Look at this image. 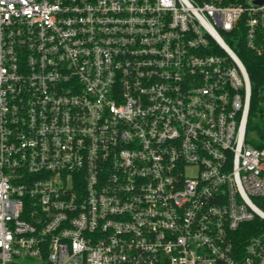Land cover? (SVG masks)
<instances>
[{
    "label": "built area",
    "instance_id": "2783aa9c",
    "mask_svg": "<svg viewBox=\"0 0 264 264\" xmlns=\"http://www.w3.org/2000/svg\"><path fill=\"white\" fill-rule=\"evenodd\" d=\"M264 0H0V264H264Z\"/></svg>",
    "mask_w": 264,
    "mask_h": 264
},
{
    "label": "trees",
    "instance_id": "16d2710c",
    "mask_svg": "<svg viewBox=\"0 0 264 264\" xmlns=\"http://www.w3.org/2000/svg\"><path fill=\"white\" fill-rule=\"evenodd\" d=\"M238 51L246 63L251 77L253 88L251 117L254 119L260 115L262 110L261 99L264 98V57L256 56L242 45Z\"/></svg>",
    "mask_w": 264,
    "mask_h": 264
}]
</instances>
